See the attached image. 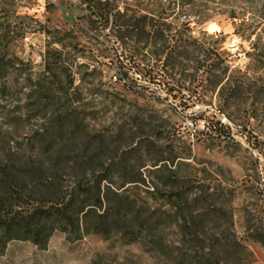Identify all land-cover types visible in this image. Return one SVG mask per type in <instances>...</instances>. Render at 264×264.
Segmentation results:
<instances>
[{
	"label": "rangeland",
	"instance_id": "obj_1",
	"mask_svg": "<svg viewBox=\"0 0 264 264\" xmlns=\"http://www.w3.org/2000/svg\"><path fill=\"white\" fill-rule=\"evenodd\" d=\"M109 1L105 24L96 0H0V264H264V0H198L187 27ZM126 8L175 38L115 37Z\"/></svg>",
	"mask_w": 264,
	"mask_h": 264
},
{
	"label": "trees",
	"instance_id": "obj_2",
	"mask_svg": "<svg viewBox=\"0 0 264 264\" xmlns=\"http://www.w3.org/2000/svg\"><path fill=\"white\" fill-rule=\"evenodd\" d=\"M99 5V12H97V16L100 17L105 21V24L109 21V15L112 14V4L109 0L99 1L96 0ZM196 1L198 0H165L167 3L166 9L173 13L175 9H179L180 13H182L185 17L184 25L189 26L192 23H197L200 20V14L201 11H198V5L196 4ZM162 2H157V7H160L162 10ZM126 11L130 12V15H127V13L124 14H115L114 15V26H116V30L114 31V36L117 38L123 37L124 34L128 33L131 34L135 32L137 28L140 33L143 34L145 38H148L151 34L152 37L155 39H158L161 42V45L165 46V43H168L169 41L173 40L176 36L177 32L172 33L173 30H175L171 24L165 23L164 19L165 16H163L162 11L160 12L159 16H156L153 10L143 9L145 12V15L136 18V12L132 8H126ZM157 18L154 21V18ZM195 17L198 18V20L195 21ZM117 19V20H116ZM142 20V25L137 23V20ZM115 20L118 22H115ZM148 28V31L146 29ZM177 41H180L183 43L181 46L185 47L186 45L190 44L189 37L186 39H183L182 35H177ZM173 59L178 60L177 57L174 56H168L166 59ZM154 60V67H151L149 70L146 71H140L142 78L146 80L147 82H158L161 83L164 86V89L168 93H172L174 90L178 88V83L181 81V79L177 78L178 75H180L179 72L173 71L167 68L164 65V62H161L160 64H157L156 58ZM180 62V61H179ZM79 188L82 190L85 189V185H79ZM71 207V203L68 207L59 209L56 206L51 207H41L37 209V214L39 218L43 220H54L58 223L63 221V218L60 216L61 212H67ZM84 210L83 208L79 211V213H82ZM60 214V215H59ZM85 213H83L84 215ZM8 225L13 226L14 222L9 219L0 218V226ZM64 231L66 229V226L61 227ZM10 236L6 234V237L4 238L2 245L4 246L5 243L10 240Z\"/></svg>",
	"mask_w": 264,
	"mask_h": 264
},
{
	"label": "built area",
	"instance_id": "obj_3",
	"mask_svg": "<svg viewBox=\"0 0 264 264\" xmlns=\"http://www.w3.org/2000/svg\"><path fill=\"white\" fill-rule=\"evenodd\" d=\"M99 1H104V0H99Z\"/></svg>",
	"mask_w": 264,
	"mask_h": 264
}]
</instances>
